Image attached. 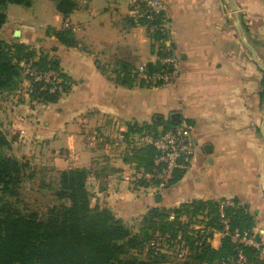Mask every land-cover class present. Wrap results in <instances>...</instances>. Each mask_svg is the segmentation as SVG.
<instances>
[{
    "label": "crops",
    "instance_id": "1",
    "mask_svg": "<svg viewBox=\"0 0 264 264\" xmlns=\"http://www.w3.org/2000/svg\"><path fill=\"white\" fill-rule=\"evenodd\" d=\"M72 1L75 9L63 15L56 0H40V13L54 2L50 26L32 27L22 9L6 5L0 38L47 49L70 80L68 92L55 103L28 97L13 102V93H0V133L10 153L17 157L22 147L34 162L54 169H88L103 205L124 213L128 207L144 208L141 200L153 190L150 152L132 126L149 125L154 117L159 127L166 120L185 121L191 125L194 155L178 169L181 173L176 171L161 201L237 198L264 239V71L236 28L238 18L264 65V0H234L237 18L223 0H162L170 21L165 45L177 59V74L158 86L134 74L138 65L158 62L159 45L131 24L128 6L118 0ZM65 20L71 45L55 36ZM209 243L216 249L221 238L214 235Z\"/></svg>",
    "mask_w": 264,
    "mask_h": 264
},
{
    "label": "trees",
    "instance_id": "2",
    "mask_svg": "<svg viewBox=\"0 0 264 264\" xmlns=\"http://www.w3.org/2000/svg\"><path fill=\"white\" fill-rule=\"evenodd\" d=\"M31 3L32 0H0V28L6 20L7 4L30 6ZM75 6L72 0H56V9L63 15L70 13ZM55 36L63 44L74 43L67 29L55 32ZM169 53H172L171 50ZM157 54L158 57L163 55L160 46L157 48ZM35 57L38 58L36 64L40 67L48 64L62 72L64 94L68 92L70 88L68 76L47 52L38 51L21 43H8L0 38V93H13L18 88L22 80L18 61ZM158 67V62L148 63L150 71ZM130 80L134 81L135 78ZM140 82L145 83L143 80ZM262 84L264 85V77ZM60 97L61 94L39 90V85L35 84L29 100L55 103ZM153 121L158 127L161 124L157 117H154ZM164 123L167 126L162 130L177 124L172 120L162 122ZM132 127L139 134L140 131L144 132V129H148L151 137L160 132V130L151 132L150 124ZM142 145L149 149L151 170L154 150L148 144ZM8 146L9 142L0 136V264H158L159 256L164 255L159 251L154 253L148 249L145 251L147 242L156 230L169 232L171 236H176L177 233L185 236L189 252L183 258L185 261L182 264H223L226 260H234L235 245L228 237H223L220 246L214 249L209 243L210 235L204 234V239L199 242L197 231L188 234L185 227L178 222L166 221L168 211H162L159 206H147L148 210L143 219L144 223H151L150 227L156 225L159 228H154L150 234L131 233L123 221L116 218L108 207L90 206L86 184L90 172L83 167L57 171L53 184L56 183L54 196L58 203L50 206L42 215L25 213L17 207L18 189L23 181L33 179L35 175L29 171L27 161L6 152ZM151 180V185L154 186L156 181L152 178ZM10 198H15L16 202L9 201ZM234 201L236 207L227 211L232 226L251 230L255 226L253 218L247 213L243 202L237 198ZM194 205H198L197 209L199 207L202 210L210 209L204 227L217 224V203L201 200L184 203L186 207ZM173 212L177 218L179 209H174ZM136 248L139 255L133 252ZM240 249L248 263L264 264V259L259 257V250L247 246H241Z\"/></svg>",
    "mask_w": 264,
    "mask_h": 264
},
{
    "label": "built area",
    "instance_id": "3",
    "mask_svg": "<svg viewBox=\"0 0 264 264\" xmlns=\"http://www.w3.org/2000/svg\"><path fill=\"white\" fill-rule=\"evenodd\" d=\"M128 17L133 26L142 28L147 38L161 47L163 54L158 57L159 67L155 70L150 71L148 63L138 65L134 71L137 79L143 80L151 86L169 84L174 81L177 74V59L172 53H169L170 47L165 45L170 32V21L165 3L162 0H128ZM67 27L68 21L65 20L63 29ZM37 59L35 57L18 61L22 80L13 92V96L29 98L35 84L39 85V90H46L49 93H57L62 96L64 94L62 72L48 64L45 67H40L36 64ZM139 142L150 145L154 150L151 178L156 181L153 186L154 190L158 191L164 190L172 182L177 169L186 168L194 155L195 145L191 137V125L185 121H181L180 124L178 123L167 130H162L156 136L141 137ZM234 208L235 203L232 200L219 201L217 224L197 227V237L199 242L204 239V234L211 237L214 235L220 238L228 237L235 245L236 254L234 260H226L223 264L233 262L248 264L240 247L247 246L261 250L264 243L250 230L232 226L227 209ZM157 236L148 241L147 249L153 253L160 251V242L164 241V244H170L177 258L182 259L188 254V243L182 234L171 236L170 233L164 232Z\"/></svg>",
    "mask_w": 264,
    "mask_h": 264
},
{
    "label": "rangeland",
    "instance_id": "4",
    "mask_svg": "<svg viewBox=\"0 0 264 264\" xmlns=\"http://www.w3.org/2000/svg\"><path fill=\"white\" fill-rule=\"evenodd\" d=\"M32 1H34V2L30 7L23 6V5L19 6V4H13V6L16 7L17 11H19V9H22L24 11V13H25V14L23 13L24 18L27 21V23L29 25H31L32 27L36 26V25L50 26L52 24V22H51L52 21L51 20L52 13L55 10L54 9L55 8L54 2L51 5L52 9H49L48 7H44V10H46V11L40 13V9H41L40 0H32ZM83 1L87 4H89L92 0H83ZM118 2L123 4L127 8L128 0H118ZM72 21H73V18L70 19V23H72ZM61 23L62 22L60 21L59 25H61ZM49 30H51V29H49ZM9 99H10V101H13V102H15L16 100L18 101V97H16V96H15V98L13 96H11V97H9ZM153 122L154 121L152 118V120L150 122V125H151L150 131L151 132H154V131L156 132L159 130L161 132L162 129L165 126H167L166 123H164V124H162V126L158 127V126L154 125ZM165 122H168V120H166ZM180 122L181 121H178L177 124L178 123L180 124ZM94 127L95 126H92L90 128V133H92L90 135V140L92 142L95 141L94 139L96 136V134L93 131ZM140 132H141V134L138 135L137 140H139L141 137L152 136V135L148 134L149 133L148 129L147 130L144 129V132L143 131H140ZM0 135H2V134L0 133ZM2 136L4 137V135H2ZM13 138H12V141H16L17 136H15L14 139ZM107 140L109 142L108 144L111 145L112 148L116 146V144L113 142L114 141L113 138H112V140H109V138ZM12 149L13 148H11V152H12ZM4 150H5V148H4ZM16 151H17L16 153L18 155L17 156L18 159L27 161L29 163V171H32L35 175V177L33 179L23 181L22 185L18 189L19 195L17 197V202H18L17 207L22 209L25 213L33 212V213H36L38 215H42L46 212V210L50 206L58 203V200L54 196V190L56 187V183L53 184V179L55 177H57V171L59 169H54L50 164L47 165V164H41L38 162H34V160L29 158V153H28L29 151L26 152L22 147L17 148ZM6 152L13 155V156L15 154L14 152H12L13 154L10 153V147L9 146H8V150ZM177 171H179V170L177 169ZM181 172H182V170L179 171V173H181ZM174 175L177 177V172H175ZM92 177H93V175L88 174L87 183H86L87 189L89 192L90 206H92V207L93 206L107 207L106 205H103V202L100 199L102 196V193H99L97 191V189H95V186L93 185L94 180L92 179ZM169 185L167 187H169ZM151 188H153V185ZM162 191H163V189L161 191L160 190L158 191V190H154V188H153V190L151 191V194L155 193V192H162ZM228 200H232L235 203L234 199H228ZM9 201H11L12 203H15L16 199L10 198ZM219 201H225V200L222 199ZM219 201H214V202L218 204ZM184 203H187V202H175L172 204H167V203H165V201L164 202L161 201L159 207H161L162 211H168L166 221H168V222L169 221H176L179 223V225H182L183 227H185V230L188 231V234H193L194 231H197L196 230L197 227L206 226V221H207V217H208L207 212L210 211V209L207 208V209L202 210V208H200V207H199V209H197L198 205H194L192 207H186V206H184ZM111 205L112 204L109 205V209L113 212V214L115 215L116 218H119L123 221L124 225L130 229L131 233L150 234L153 232L154 228H159L156 225H153V228H152V227H150L151 223L150 224L144 223L143 219H144V215L146 214V212L148 210L147 206H144V208H142V209H135V208L128 207L127 212L122 213V212H118V210L114 209L115 207H113ZM235 207H236V204H235ZM174 209H179V213L177 215V218L175 217V213L173 212ZM228 210L229 209H227V211ZM246 210H247V213L249 215H251V217L254 220V216L251 214L250 210H248V209H246ZM143 226H145V228H143ZM250 231L253 232V234L255 233L254 235H256L257 237H260L259 236L260 234H258L257 228L255 229L254 226L251 228ZM159 233L163 234L164 232L156 230L152 233L151 238H154V236L160 235ZM167 233H169V232H167ZM178 234L179 233H177V235ZM260 238H261L262 242L264 243V239L262 237H260ZM160 246L161 247H160L159 252H161V254L164 256L163 257L159 256L158 264H182L185 261L183 258L180 259L174 255L169 243L164 244V241H161ZM147 247H148V242L146 244L145 251H146ZM133 252L136 253L137 255H139V251L137 248L135 250H133ZM259 257H262L261 259H264V247H263V249L259 250ZM248 264H251V263L249 262Z\"/></svg>",
    "mask_w": 264,
    "mask_h": 264
},
{
    "label": "water",
    "instance_id": "5",
    "mask_svg": "<svg viewBox=\"0 0 264 264\" xmlns=\"http://www.w3.org/2000/svg\"><path fill=\"white\" fill-rule=\"evenodd\" d=\"M234 12L235 17L237 18V11H236V5L234 3V0H223ZM236 28L238 31V37L240 39V41L246 45V47L249 49L253 60L255 61V63L260 67V69H262L264 71V65L260 62V60L256 57L255 51L253 49V47L249 44V42L245 39V37L243 36V32H242V26L240 24L239 19H236ZM162 192H155L152 194H148L145 197H143V199L141 200L142 205L144 206H150V207H158L160 206V201H161V197H162Z\"/></svg>",
    "mask_w": 264,
    "mask_h": 264
}]
</instances>
